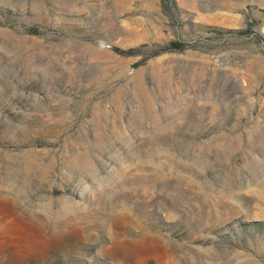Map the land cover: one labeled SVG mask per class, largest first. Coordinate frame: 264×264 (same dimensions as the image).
Here are the masks:
<instances>
[{
	"label": "rangeland",
	"instance_id": "374dc122",
	"mask_svg": "<svg viewBox=\"0 0 264 264\" xmlns=\"http://www.w3.org/2000/svg\"><path fill=\"white\" fill-rule=\"evenodd\" d=\"M0 264H264V0H0Z\"/></svg>",
	"mask_w": 264,
	"mask_h": 264
},
{
	"label": "trees",
	"instance_id": "16d2710c",
	"mask_svg": "<svg viewBox=\"0 0 264 264\" xmlns=\"http://www.w3.org/2000/svg\"><path fill=\"white\" fill-rule=\"evenodd\" d=\"M170 49H172V50H182L183 49V45H182V43H180V42H172L171 44H170Z\"/></svg>",
	"mask_w": 264,
	"mask_h": 264
}]
</instances>
